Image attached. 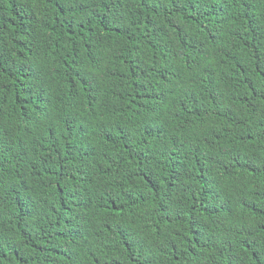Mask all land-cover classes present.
I'll return each instance as SVG.
<instances>
[{"label": "trees", "instance_id": "trees-1", "mask_svg": "<svg viewBox=\"0 0 264 264\" xmlns=\"http://www.w3.org/2000/svg\"><path fill=\"white\" fill-rule=\"evenodd\" d=\"M0 264H264V0H0Z\"/></svg>", "mask_w": 264, "mask_h": 264}]
</instances>
